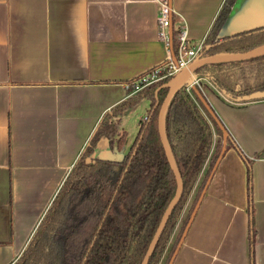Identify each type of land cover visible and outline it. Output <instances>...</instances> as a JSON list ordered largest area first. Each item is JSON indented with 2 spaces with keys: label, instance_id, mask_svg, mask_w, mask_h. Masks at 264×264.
<instances>
[{
  "label": "crops",
  "instance_id": "crops-1",
  "mask_svg": "<svg viewBox=\"0 0 264 264\" xmlns=\"http://www.w3.org/2000/svg\"><path fill=\"white\" fill-rule=\"evenodd\" d=\"M168 1L171 30L184 27L191 45L224 2ZM157 9V0H0V264L20 257L103 114L167 61ZM263 25L264 0H236L218 37ZM194 80L251 161L253 264H264V99L230 100L208 77ZM222 139L213 131L158 264H251L246 164L232 145L221 153Z\"/></svg>",
  "mask_w": 264,
  "mask_h": 264
},
{
  "label": "trees",
  "instance_id": "trees-1",
  "mask_svg": "<svg viewBox=\"0 0 264 264\" xmlns=\"http://www.w3.org/2000/svg\"><path fill=\"white\" fill-rule=\"evenodd\" d=\"M235 1L224 0L222 3L203 41L202 55L239 53L264 44V25L218 37ZM177 33L176 29L171 32V51L174 55ZM193 74L196 78L208 77L226 97L236 100L264 90V55L243 61L206 64L198 67ZM170 78L145 85L136 92L132 87L129 97L103 114L25 249L13 264H140L176 188L157 129L158 111L167 93L164 85ZM143 100L148 102L146 115L128 150L114 160L98 159L96 151L102 143L110 150L120 152L126 139L125 131L118 130L121 117ZM213 131L223 137L192 90L187 91L186 87L179 89L167 107L165 134L181 176L182 193L147 264H158L164 253L211 151ZM226 143L237 150L246 164L249 250L253 264L255 230L251 204V161L229 135ZM217 155L218 149L213 154L212 164ZM87 158L90 159L88 163Z\"/></svg>",
  "mask_w": 264,
  "mask_h": 264
},
{
  "label": "water",
  "instance_id": "water-1",
  "mask_svg": "<svg viewBox=\"0 0 264 264\" xmlns=\"http://www.w3.org/2000/svg\"><path fill=\"white\" fill-rule=\"evenodd\" d=\"M170 4V3H169ZM171 31V27H170ZM264 55V44L258 45L256 47H253L247 51L239 52V53H215L212 55L202 56L199 55L198 57H195L190 63L187 64L186 67L182 68L179 72H177L175 75H173L170 80L164 85L167 87V93L160 105L158 115H157V129L158 134L160 138V142L162 144L167 162L169 164V167L175 177L176 182V188L175 193L168 205L166 206L160 221L154 231V234L147 246V249L145 251V254L140 262V264H147L148 259L150 255L152 254L155 245L158 241V238L166 224V221L168 220L169 215L171 214L174 206L177 204L178 200L181 197L182 193V180L180 173L178 171L177 165L175 163L174 157L172 155L170 146L168 144L166 134H165V115L167 111V107L170 103L171 98L174 96V94L179 91L182 87H188L190 86V89L195 93V95L198 97L202 105L205 107V109L208 111V113L212 116L214 121L216 122L217 126L221 130L223 134L222 139V149L221 153L224 152L225 144H226V138L228 136V132L220 122L218 118H216V115L210 108L209 104L207 103L205 97L203 94L196 88V85L192 84V80L195 78L194 71L203 65L206 64H216V63H224V62H232V61H241V60H247L252 59L255 57H259ZM258 99H264V90L263 91H256L249 95H244L242 97L237 98L236 100L238 102H245V101H251V100H258ZM96 157L100 160H114L119 158V155H114L109 150H101L97 153ZM90 162V159H86V163ZM204 192V191H203ZM203 192L201 193V196L203 195ZM200 196V198H201ZM199 202V201H198ZM197 202V204H198ZM195 210H193L190 220L192 219L194 215ZM180 244V243H179ZM179 246V245H178Z\"/></svg>",
  "mask_w": 264,
  "mask_h": 264
},
{
  "label": "built area",
  "instance_id": "built-area-1",
  "mask_svg": "<svg viewBox=\"0 0 264 264\" xmlns=\"http://www.w3.org/2000/svg\"><path fill=\"white\" fill-rule=\"evenodd\" d=\"M157 3L158 37L166 46L168 59L163 66L155 67L151 73L144 75L139 80L135 81L133 86L134 92L140 90L145 85L156 82L165 77H172L182 68L186 67L195 57H198L203 47V42L197 45H191L186 35V29L182 27L178 30L176 35V54H172V30L170 31L172 9L168 0H157ZM136 82H140V87L135 86ZM192 84H196L194 79L192 80ZM186 89H190V86Z\"/></svg>",
  "mask_w": 264,
  "mask_h": 264
},
{
  "label": "rangeland",
  "instance_id": "rangeland-1",
  "mask_svg": "<svg viewBox=\"0 0 264 264\" xmlns=\"http://www.w3.org/2000/svg\"><path fill=\"white\" fill-rule=\"evenodd\" d=\"M176 38V37H175ZM196 45V44H195ZM136 87H140V82H136ZM147 101L140 102L131 113L125 118L123 122V128L126 132V139L123 146V152H126L131 145L140 122L144 119L147 111ZM119 130V128H118ZM120 131V130H119ZM97 155V154H96ZM183 212V211H182Z\"/></svg>",
  "mask_w": 264,
  "mask_h": 264
}]
</instances>
